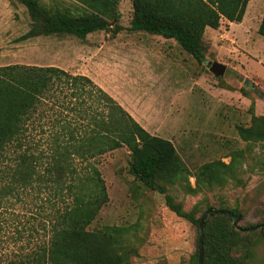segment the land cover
I'll use <instances>...</instances> for the list:
<instances>
[{
    "label": "rangeland",
    "instance_id": "obj_1",
    "mask_svg": "<svg viewBox=\"0 0 264 264\" xmlns=\"http://www.w3.org/2000/svg\"><path fill=\"white\" fill-rule=\"evenodd\" d=\"M41 2L50 9L69 7L82 12L74 0ZM117 12L118 23L108 20L111 29L119 26L117 33L97 32L85 40L69 35L22 40L31 29L27 9L16 0H0V67H55L90 78L151 135L175 146L188 168V177L160 182L186 212L200 217L208 209L236 210L241 214L242 229L262 226L264 142H243L237 127L251 126L254 115L264 116V38L258 34L264 0H250L242 24L230 25L222 20L218 30L205 33L203 64L175 40L132 31L133 0H119ZM211 63L226 66L223 77L211 73ZM247 80V89L258 100L249 108L240 103L241 95L235 94ZM63 117L72 121L66 114ZM49 121L43 131L31 128L28 139L45 154L49 153L48 142L54 132L48 127ZM22 151L8 149L7 159L0 165V190L15 185ZM237 151L243 154L233 179L225 185L196 188L194 176L200 167L216 161L229 164ZM72 163L77 169L87 167L78 159ZM91 163L102 174L109 201L89 230L123 231L126 264H190L197 251V228L167 208L165 195L147 190L134 180L129 173L127 149ZM47 166L44 161L37 165L39 175L46 173ZM57 191L56 186L34 183L9 194L19 196H10L0 210V264H8L17 255L36 253L46 243L49 237L44 227L49 208L64 207L71 201L68 190ZM262 228L242 232L253 246L250 264H264Z\"/></svg>",
    "mask_w": 264,
    "mask_h": 264
},
{
    "label": "trees",
    "instance_id": "obj_2",
    "mask_svg": "<svg viewBox=\"0 0 264 264\" xmlns=\"http://www.w3.org/2000/svg\"><path fill=\"white\" fill-rule=\"evenodd\" d=\"M16 1L27 9L31 20V29L22 40L52 35L85 40L93 33L119 30L118 25L111 29L108 21L119 22V0H74L81 13L69 7L50 9L41 0ZM249 2L133 0L131 30L175 40L183 51L203 64L207 29L218 30L222 20L242 24ZM258 34L264 38V18ZM239 91L245 97L254 95L245 87ZM64 114L72 121L64 119ZM47 119L50 120L48 127L54 132L48 142L49 153L45 154L35 141L28 139L31 128L45 130ZM237 131L247 144L264 142V116L254 115L251 126H238ZM11 147L25 150L19 155L20 169L15 185L0 190V210L10 196H19L9 194L34 183L56 186L57 193L68 190L72 195L64 207L51 205L49 208L48 223L44 227L49 237L46 243L36 253L17 255L8 264H126L121 245L123 231L89 230L109 201L102 174L91 162L121 149H127L130 154L129 173L134 180L147 190L165 195L167 208L194 225L199 235L203 216L186 212L160 182L188 177V168L175 146L171 141L151 135L88 77L55 67H0V165L4 164ZM242 154L243 151H237L229 164L216 161L200 167L194 176L196 188L227 184L234 178ZM76 159L87 167L77 169L72 163ZM41 161L47 162L49 168L43 176L37 172ZM231 213L241 217L236 210ZM227 222L234 224L231 218L219 214H211L206 219L203 264H250L252 261L253 246L242 237L241 231ZM190 264H199L198 240Z\"/></svg>",
    "mask_w": 264,
    "mask_h": 264
},
{
    "label": "water",
    "instance_id": "obj_3",
    "mask_svg": "<svg viewBox=\"0 0 264 264\" xmlns=\"http://www.w3.org/2000/svg\"><path fill=\"white\" fill-rule=\"evenodd\" d=\"M210 71L217 77H223L226 71V66L218 64V63H211L210 64ZM250 85V81L247 80L244 83V87L248 88ZM211 214H219V215H224L229 218H231L234 221V226L237 228L238 231L241 232H254L258 230L260 227L264 228V225L258 226L249 230L242 229L239 226V223L241 222V217H236L232 213L224 210H214V209H209L202 217L199 225V235H198V252H199V264H203V258H204V225L206 219L211 215Z\"/></svg>",
    "mask_w": 264,
    "mask_h": 264
},
{
    "label": "crops",
    "instance_id": "obj_4",
    "mask_svg": "<svg viewBox=\"0 0 264 264\" xmlns=\"http://www.w3.org/2000/svg\"><path fill=\"white\" fill-rule=\"evenodd\" d=\"M226 22H228V21H226ZM228 24H233V23H229L228 22ZM209 29H207V31H208ZM206 31V32H207ZM235 94H237V95H241L240 96V103H242L243 104V106H245V108H249V106L254 102L255 104L258 102V100L255 98L254 99V95H249V96H247V97H245V96H243L241 93H240V91L239 90H237V91H235Z\"/></svg>",
    "mask_w": 264,
    "mask_h": 264
}]
</instances>
